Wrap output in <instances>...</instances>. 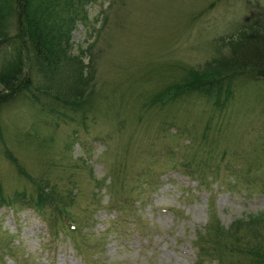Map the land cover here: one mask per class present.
Masks as SVG:
<instances>
[{"label":"rangeland","instance_id":"obj_1","mask_svg":"<svg viewBox=\"0 0 264 264\" xmlns=\"http://www.w3.org/2000/svg\"><path fill=\"white\" fill-rule=\"evenodd\" d=\"M77 11L71 54L92 76L90 109L51 115L24 94L0 107V194H34L8 150L73 192L74 221L21 195L0 206V264H264L248 253L264 252V80L232 77L222 109L201 95L143 105L264 26V0H87Z\"/></svg>","mask_w":264,"mask_h":264},{"label":"trees","instance_id":"obj_2","mask_svg":"<svg viewBox=\"0 0 264 264\" xmlns=\"http://www.w3.org/2000/svg\"><path fill=\"white\" fill-rule=\"evenodd\" d=\"M85 1L0 0V50L4 49L0 53V107L24 94L29 103L45 113L46 108L51 115L67 116L66 110L75 113L78 109L84 114L90 109L95 94L90 90L92 76L86 74V66L80 57L82 52L71 54L70 42L78 7ZM226 44L229 56L215 57L201 69H189L185 76L183 74L177 81L161 88L143 105L165 107L183 98L201 95L208 101L213 99L214 109H222L233 98L232 77L248 73L264 80V26L238 32L236 39L233 42L227 40ZM211 118L209 115L206 119L208 125ZM4 156L33 186L34 194L16 193L12 199L0 194L1 207L18 203L16 197L21 195L38 213L49 209L51 214L60 216L61 219L54 220L56 223L64 222V219L74 221L68 212L74 198L70 189L64 193L66 195H61L48 180L44 181L43 174L39 178L30 176L8 150L4 151ZM237 229L226 234L233 236ZM263 241L264 235L261 244ZM261 246L256 247L257 252L248 250L249 255L264 260Z\"/></svg>","mask_w":264,"mask_h":264}]
</instances>
